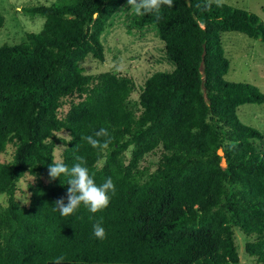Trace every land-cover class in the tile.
Returning a JSON list of instances; mask_svg holds the SVG:
<instances>
[{
  "label": "trees",
  "instance_id": "trees-1",
  "mask_svg": "<svg viewBox=\"0 0 264 264\" xmlns=\"http://www.w3.org/2000/svg\"><path fill=\"white\" fill-rule=\"evenodd\" d=\"M126 2L23 8L44 18L42 30L0 47V157L11 150L0 161V264H53L61 255L62 264H239L234 227L251 264H264V152L254 149L263 137L236 114L264 105V94L225 81L221 43L225 32L264 43L262 20L213 0L135 14L136 26L155 30L173 71L151 75L132 103L131 76L82 67L88 57L104 61L101 37ZM100 128L112 136L107 149L83 139ZM76 156L97 185L111 176L116 194L95 214L82 204L61 216L53 206L67 203L68 178L50 179L48 165L71 167ZM27 176L34 183L22 206L14 196ZM101 217L104 240L92 229Z\"/></svg>",
  "mask_w": 264,
  "mask_h": 264
},
{
  "label": "rangeland",
  "instance_id": "rangeland-1",
  "mask_svg": "<svg viewBox=\"0 0 264 264\" xmlns=\"http://www.w3.org/2000/svg\"><path fill=\"white\" fill-rule=\"evenodd\" d=\"M57 0H0V15L4 24L0 30V47L14 46L25 41L29 33L42 30L44 18L32 17L23 8L32 6H49ZM215 3L244 10L258 16L264 25V0H213ZM135 12L123 4L109 23L101 42L105 57L98 62L88 57L82 67L88 75L113 72L129 75L133 78L137 92L132 96L135 103L144 82L156 72L171 73L173 66L165 59L164 46L158 40L152 27L140 28L133 23ZM224 57L229 61V70L224 76L230 83L248 84L264 94V43L251 39L237 32H225L221 36ZM237 117L241 123L258 130L262 134L261 141H255L254 149L264 152V105L244 104L237 109ZM61 135V134H60ZM55 154L58 155L57 149ZM11 150L0 157V161L11 160ZM219 155L222 157L223 152ZM156 158H154V161ZM225 163V160L222 159ZM34 179L27 176L16 185L14 199L22 206L29 203L28 185ZM28 201V203H27ZM27 203V204H25ZM7 197L0 194V207L5 208ZM236 245L240 263L251 264L253 261L244 253L245 240L234 227Z\"/></svg>",
  "mask_w": 264,
  "mask_h": 264
},
{
  "label": "clouds",
  "instance_id": "clouds-1",
  "mask_svg": "<svg viewBox=\"0 0 264 264\" xmlns=\"http://www.w3.org/2000/svg\"><path fill=\"white\" fill-rule=\"evenodd\" d=\"M127 5L137 15L153 13L158 17L162 6L173 7V0H127ZM83 139L91 147L97 149H107L112 142V136L107 128H100L93 134L84 136ZM63 147L67 149L66 145ZM48 175L52 180L59 179L61 175L68 178L66 181L68 186L67 203L62 197L56 200L53 206V210L58 211L61 216L75 214L82 204L91 213L95 214L105 209L109 205L112 196L116 194V186L111 176L106 177L102 184L97 185L94 173H90L84 156H76L75 163L71 167L63 159L52 161L48 165ZM92 229L96 239H106L107 232L103 226L102 217L93 223ZM64 259L63 255L58 256L54 259L53 264H62Z\"/></svg>",
  "mask_w": 264,
  "mask_h": 264
}]
</instances>
